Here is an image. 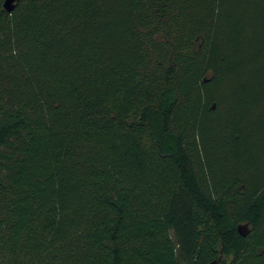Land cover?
I'll return each mask as SVG.
<instances>
[{
    "label": "trees",
    "instance_id": "1",
    "mask_svg": "<svg viewBox=\"0 0 264 264\" xmlns=\"http://www.w3.org/2000/svg\"><path fill=\"white\" fill-rule=\"evenodd\" d=\"M4 3L0 264L264 258V175L217 176L204 137L264 0Z\"/></svg>",
    "mask_w": 264,
    "mask_h": 264
},
{
    "label": "rangeland",
    "instance_id": "2",
    "mask_svg": "<svg viewBox=\"0 0 264 264\" xmlns=\"http://www.w3.org/2000/svg\"><path fill=\"white\" fill-rule=\"evenodd\" d=\"M258 16L250 29V34L255 37L257 58L253 71L257 76L244 81L246 83L237 79L227 82L225 91L228 97L219 123H211L212 129L204 136L206 145L210 146L213 173L221 177L230 171L252 180L264 175V51L260 46L264 37V5L258 9ZM229 121L239 129V138L234 142H229L231 130L225 128ZM230 146L232 153L221 156L223 148L226 150ZM254 264H264V258Z\"/></svg>",
    "mask_w": 264,
    "mask_h": 264
},
{
    "label": "water",
    "instance_id": "3",
    "mask_svg": "<svg viewBox=\"0 0 264 264\" xmlns=\"http://www.w3.org/2000/svg\"><path fill=\"white\" fill-rule=\"evenodd\" d=\"M16 1L17 0H5L4 3V8L7 12L11 13L14 9H15V5H16ZM246 229V227L244 226H240L239 227V231L245 236L246 232L244 233V230ZM211 264H217V262H212Z\"/></svg>",
    "mask_w": 264,
    "mask_h": 264
}]
</instances>
